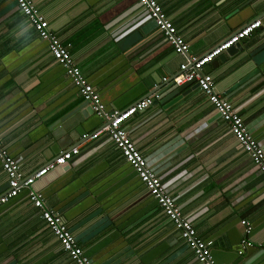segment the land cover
I'll use <instances>...</instances> for the list:
<instances>
[{"label":"crops","instance_id":"crops-1","mask_svg":"<svg viewBox=\"0 0 264 264\" xmlns=\"http://www.w3.org/2000/svg\"><path fill=\"white\" fill-rule=\"evenodd\" d=\"M34 2L108 110L154 94L179 71L184 57L138 0ZM157 2L198 54L263 17L262 28L205 70L264 147L263 0ZM103 123L16 1L0 0L8 150L29 173L63 149H80L35 183L47 204L95 264H201L115 143L84 137ZM125 126L197 233L213 241L217 264H264V177L196 83L154 97ZM7 186L0 163V194ZM242 219L252 223L250 244ZM0 264H76L25 189L0 206Z\"/></svg>","mask_w":264,"mask_h":264},{"label":"built area","instance_id":"built-area-1","mask_svg":"<svg viewBox=\"0 0 264 264\" xmlns=\"http://www.w3.org/2000/svg\"><path fill=\"white\" fill-rule=\"evenodd\" d=\"M15 1L19 9L30 20L39 36L48 41L50 52L66 68L67 74L77 86L84 100L90 104L96 114L104 119L102 126L91 134H84V137L96 139L101 134H106L121 150L123 156L132 165L150 193L156 198L165 214L174 222L176 228L180 231L181 237L194 252L196 259L201 264H217L212 253L213 241L204 239L197 233L194 224L184 215L175 198L166 190L161 176L150 166L147 158L139 149L136 140L130 135L128 128L125 126V122L132 115L151 105L154 97H159V92L156 90L154 94L137 100L126 108L108 110L95 86L87 80L81 68L75 64L69 49L70 44L62 42L50 30L48 20L40 12L34 0ZM138 1L148 13V17L153 19L158 29L163 32L165 39L174 46L178 54L184 57L179 71L169 79L165 77L164 80L172 79L177 84L194 80L215 106L221 118L228 124L230 131L242 148L251 156L254 164L264 177V147L252 135L242 115L231 101L217 91L212 74L205 70L206 65L226 49L249 37L256 29L262 28L263 17L254 18L208 51L198 54L190 49L188 41L179 34L176 25L157 0ZM79 154L80 149L78 146L63 149L54 159L42 164L32 172L26 173L22 170L17 157L12 156L0 135V163L8 178V186L0 194V206L12 197L17 196L23 189L27 190L30 201L40 210L46 225L55 234L63 249L69 253L76 264H95L79 244L62 214L55 208L50 207L43 192L35 187L37 180L43 178L50 170L67 164ZM241 223L244 226L245 233L243 243L250 244L247 236L252 231V223L247 219H242Z\"/></svg>","mask_w":264,"mask_h":264},{"label":"water","instance_id":"water-1","mask_svg":"<svg viewBox=\"0 0 264 264\" xmlns=\"http://www.w3.org/2000/svg\"><path fill=\"white\" fill-rule=\"evenodd\" d=\"M241 45V41L238 43H235L234 45H232L230 48L226 49L224 51V53H221L217 58H215L216 60L222 59V56L225 54V52H231L230 50H233L234 48H237ZM212 62H210L209 64H207V69L212 67ZM191 83H196L194 80L188 81L186 83H184L183 85H178L177 83H175L172 79L165 81L164 85L160 86L158 88L159 91V98H163L164 96H166V94L171 93L173 90H182L185 86H187L188 84ZM197 84V83H196Z\"/></svg>","mask_w":264,"mask_h":264}]
</instances>
